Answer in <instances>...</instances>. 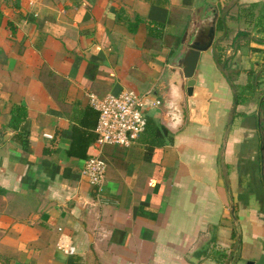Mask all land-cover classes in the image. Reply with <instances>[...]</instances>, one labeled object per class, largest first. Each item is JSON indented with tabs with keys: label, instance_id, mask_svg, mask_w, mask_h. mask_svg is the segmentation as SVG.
I'll use <instances>...</instances> for the list:
<instances>
[{
	"label": "crops",
	"instance_id": "0c3cea01",
	"mask_svg": "<svg viewBox=\"0 0 264 264\" xmlns=\"http://www.w3.org/2000/svg\"><path fill=\"white\" fill-rule=\"evenodd\" d=\"M209 25L179 95L177 59ZM123 88L145 127L97 146L88 93ZM262 117L264 0H0V264L255 259ZM96 153L99 189L80 171Z\"/></svg>",
	"mask_w": 264,
	"mask_h": 264
},
{
	"label": "built area",
	"instance_id": "2783aa9c",
	"mask_svg": "<svg viewBox=\"0 0 264 264\" xmlns=\"http://www.w3.org/2000/svg\"><path fill=\"white\" fill-rule=\"evenodd\" d=\"M158 101L154 100L156 103ZM88 103L97 111L94 125L97 146L105 143L127 145L134 141L145 127L143 95L133 88H123L118 93H106L103 96L90 92ZM105 168L104 158L96 153L85 158L80 171L89 183L99 189ZM64 250L73 252L74 246L64 244Z\"/></svg>",
	"mask_w": 264,
	"mask_h": 264
},
{
	"label": "water",
	"instance_id": "95a60500",
	"mask_svg": "<svg viewBox=\"0 0 264 264\" xmlns=\"http://www.w3.org/2000/svg\"><path fill=\"white\" fill-rule=\"evenodd\" d=\"M213 25H209L206 31V38L199 39L197 35L189 42H186V48L182 55L177 59L178 69L176 70V78L173 85L177 88V94H183V91L190 95L194 90V78L192 77L198 54L200 50L205 49L211 42L213 36ZM180 113L182 119L185 118V107L183 101L180 102ZM262 129L259 135V151L262 160L264 161V117H262ZM261 180L264 183V170L261 171ZM243 264H264V253H259L255 259H246Z\"/></svg>",
	"mask_w": 264,
	"mask_h": 264
},
{
	"label": "trees",
	"instance_id": "16d2710c",
	"mask_svg": "<svg viewBox=\"0 0 264 264\" xmlns=\"http://www.w3.org/2000/svg\"><path fill=\"white\" fill-rule=\"evenodd\" d=\"M222 24H221V21L219 20V18H217L216 22H215V27L216 28H221ZM216 60L218 62L221 63V65H223V67H225V61L223 58H219V57H216ZM235 100V99H234ZM164 130L166 131V129L164 128Z\"/></svg>",
	"mask_w": 264,
	"mask_h": 264
}]
</instances>
